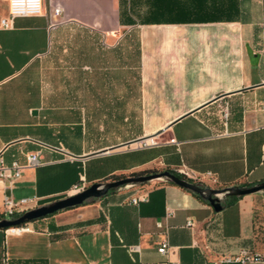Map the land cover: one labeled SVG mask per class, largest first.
I'll return each instance as SVG.
<instances>
[{"label":"crops","instance_id":"0c3cea01","mask_svg":"<svg viewBox=\"0 0 264 264\" xmlns=\"http://www.w3.org/2000/svg\"><path fill=\"white\" fill-rule=\"evenodd\" d=\"M233 2L230 18L213 26L169 22L172 14L154 0H42L39 14L16 17L8 28L0 24V157L10 164L29 152L41 156V165L23 168L13 187L0 182V208L6 195L30 199L20 211L63 197L82 179L149 168H182L212 188L264 180V0ZM7 12L8 0H0V20ZM70 25L101 38L151 27L167 40L139 46L141 105L171 117L156 144L83 158L121 142L91 150L83 119L70 123L64 107L47 118L37 95L22 96L21 80ZM24 226L0 229V264H264V190L213 211L174 184L143 182ZM242 251L260 258L225 260Z\"/></svg>","mask_w":264,"mask_h":264},{"label":"rangeland","instance_id":"374dc122","mask_svg":"<svg viewBox=\"0 0 264 264\" xmlns=\"http://www.w3.org/2000/svg\"><path fill=\"white\" fill-rule=\"evenodd\" d=\"M191 23H209L204 26H213L210 24L212 22ZM157 34V29L151 27H133L101 38L91 29L70 25L58 32L46 54L21 80L19 88L24 93L22 96L26 95L27 101H30L29 97L37 95L41 105L40 115L49 113L47 118H57L56 111L64 107L70 113V123L83 119L88 133L87 145L91 150L148 135L171 118L152 115L150 103L141 105L139 94V46L141 43L152 45L167 42ZM77 77H85L86 80L81 82ZM82 109L85 114L77 115ZM154 139L157 141L158 138L155 136ZM148 146L151 145L140 142L120 149ZM122 174L127 176L128 173ZM98 181L106 182L109 179ZM152 181L158 180L148 183ZM80 182L63 197L81 191L94 181L88 183L82 179ZM6 244L7 239L4 246Z\"/></svg>","mask_w":264,"mask_h":264},{"label":"water","instance_id":"95a60500","mask_svg":"<svg viewBox=\"0 0 264 264\" xmlns=\"http://www.w3.org/2000/svg\"><path fill=\"white\" fill-rule=\"evenodd\" d=\"M169 125L170 122H168L166 125L160 127L159 129L153 131L148 135H142L136 138L126 140L119 144L112 145L107 148L92 151L91 153H88L87 155H84L82 157L85 158L92 155L102 154L120 146H127L132 143L141 141L143 139L155 137ZM150 180L166 181L180 188H183L187 191L195 193L201 196L202 198H204L208 202L210 207L213 209V211H219L222 208L221 201L227 195L242 196L264 190V180L250 186L234 185V186L212 188V187L204 186L197 182H190L183 178H179L167 170H160L157 172L148 173L144 175L126 176L120 179L109 180L106 182H100V181L92 182L89 186L84 187L81 191L75 194L67 195L48 204H43L33 208L26 209L25 211L20 213L17 217L11 218L10 216H6L4 218H1L0 229L18 227L27 222L51 215L59 210H63L66 208H70L91 201L92 199H96L105 195L110 188L131 186L134 184L148 182Z\"/></svg>","mask_w":264,"mask_h":264},{"label":"built area","instance_id":"2783aa9c","mask_svg":"<svg viewBox=\"0 0 264 264\" xmlns=\"http://www.w3.org/2000/svg\"><path fill=\"white\" fill-rule=\"evenodd\" d=\"M42 9V0H8V12L5 17H3L0 20V24L4 28H8L11 26L12 21L16 17H22V16H29V15H37L41 12ZM60 13L59 8L54 9V14L58 15ZM225 115V113H224ZM143 145H154L156 144V141L154 137L150 138V141L142 142ZM41 165V156L40 151H34L29 152L25 155V159L22 163L18 161H12L10 164L3 163L1 157H0V182L5 183L6 188H11L15 184V182L18 180V178L21 175L22 169L25 167H38ZM181 175L188 178V173L180 168L177 171ZM206 176L213 179V176L211 173L207 172ZM214 181V180H212ZM79 185V184H77ZM139 200L138 197L132 198L131 202L136 204ZM30 202V199L27 198H21L17 201H13L9 196H4L3 200V207L0 208V214L4 216H9L10 214L14 212H23L26 210V208L21 209L20 211H17V208L20 206H25ZM156 226H159V223L156 222ZM27 227L24 225H20L18 227H12L8 228L7 230H10L11 232L15 231H22L26 230ZM166 242H160L159 245L156 248V251L160 254H163L166 250ZM260 257L255 255H249L247 252L242 251L239 255H236L235 257H229L225 260L227 261H233L238 263H245L250 260H258Z\"/></svg>","mask_w":264,"mask_h":264},{"label":"trees","instance_id":"16d2710c","mask_svg":"<svg viewBox=\"0 0 264 264\" xmlns=\"http://www.w3.org/2000/svg\"><path fill=\"white\" fill-rule=\"evenodd\" d=\"M154 1H155V5L159 9L166 10L170 14H172L173 18H171L170 19L171 21L169 22H173V23L216 22L221 20H228L230 18L231 13L235 10V3L233 2V0H154ZM160 170H167L179 178H183L187 181L194 182L192 179L187 178L181 175L180 173L169 168L142 169L138 171L129 172L127 176L144 175L148 173L157 172ZM125 176L126 175L123 174H111L106 178H108L109 180H116L123 178ZM250 185H238V186H250ZM114 189L115 188H110L107 193L112 192ZM192 194L202 202L208 204V202L201 196L195 193ZM238 197L240 196L227 195L221 201L222 207L233 203ZM20 213L21 212H14L9 216L11 218H14L17 217ZM4 217L6 216L0 214V219Z\"/></svg>","mask_w":264,"mask_h":264},{"label":"bare ground","instance_id":"6f19581e","mask_svg":"<svg viewBox=\"0 0 264 264\" xmlns=\"http://www.w3.org/2000/svg\"><path fill=\"white\" fill-rule=\"evenodd\" d=\"M148 139V138H147ZM143 140H145V139H143ZM143 140H141V141H143ZM138 142H140V141H138ZM136 143V142H135Z\"/></svg>","mask_w":264,"mask_h":264}]
</instances>
